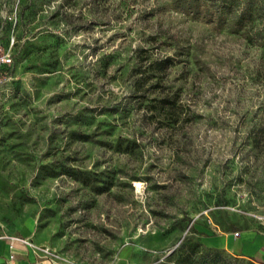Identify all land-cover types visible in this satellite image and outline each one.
<instances>
[{
	"label": "rangeland",
	"instance_id": "1",
	"mask_svg": "<svg viewBox=\"0 0 264 264\" xmlns=\"http://www.w3.org/2000/svg\"><path fill=\"white\" fill-rule=\"evenodd\" d=\"M11 40L0 229L67 264H261L200 236L264 231V0H0Z\"/></svg>",
	"mask_w": 264,
	"mask_h": 264
},
{
	"label": "crops",
	"instance_id": "2",
	"mask_svg": "<svg viewBox=\"0 0 264 264\" xmlns=\"http://www.w3.org/2000/svg\"><path fill=\"white\" fill-rule=\"evenodd\" d=\"M237 234H234V232ZM206 246L221 248L226 252L256 259L264 264V231L255 228L226 229L217 233H202L200 236ZM37 243L23 232H10L0 229V264H66L46 256L34 245ZM117 264L128 263L127 258L119 256Z\"/></svg>",
	"mask_w": 264,
	"mask_h": 264
},
{
	"label": "built area",
	"instance_id": "3",
	"mask_svg": "<svg viewBox=\"0 0 264 264\" xmlns=\"http://www.w3.org/2000/svg\"><path fill=\"white\" fill-rule=\"evenodd\" d=\"M11 44H12V40L10 41V44L8 47H4L0 44V86L5 82L7 73L12 65V56H11V51H10ZM234 234H237V232L235 231ZM34 247L40 250L46 256L57 261L55 258L50 256L51 252L49 251L48 247H41L40 245L38 247L37 245H34ZM61 263H65V262H61Z\"/></svg>",
	"mask_w": 264,
	"mask_h": 264
},
{
	"label": "trees",
	"instance_id": "4",
	"mask_svg": "<svg viewBox=\"0 0 264 264\" xmlns=\"http://www.w3.org/2000/svg\"><path fill=\"white\" fill-rule=\"evenodd\" d=\"M171 63V57L170 56H166L163 59H159V60H155L154 61V69L157 71H163L164 69H166V67H168V65ZM162 107H173V104H169L168 101L166 102H162L161 103Z\"/></svg>",
	"mask_w": 264,
	"mask_h": 264
}]
</instances>
